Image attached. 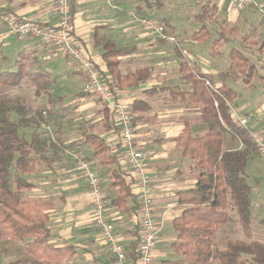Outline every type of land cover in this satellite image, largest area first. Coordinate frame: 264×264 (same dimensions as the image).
I'll return each instance as SVG.
<instances>
[{
    "label": "crops",
    "instance_id": "obj_1",
    "mask_svg": "<svg viewBox=\"0 0 264 264\" xmlns=\"http://www.w3.org/2000/svg\"><path fill=\"white\" fill-rule=\"evenodd\" d=\"M126 3L127 0H70V7L74 5L75 9L73 17L75 33L84 50L96 59L103 70L107 69L103 58L106 45L125 51L119 56V70L122 74L140 69L146 70V79L135 85L119 86L117 91L120 98L133 110L136 128L135 144L146 152L147 169L153 177V214L155 222L161 227V239L153 254L156 264H161L163 260L168 259V250L173 249L171 244L176 239V232L172 227L173 221L186 207L179 203L177 192L194 188L197 184L195 161L183 155L178 138L187 128L192 129L195 134H202L209 125L201 105L192 106L190 99L176 97L170 89L163 87H169L171 86L169 82H174V86L193 90L189 71H182L181 68V62L187 60L190 66L198 65L201 72L212 75L217 86L224 84L220 76L224 74L227 84L234 89L230 81L235 79L233 69L237 67L233 66L235 61L230 55L231 64L227 69L222 68L220 66L222 63L219 61L208 60L210 57L201 48L205 42L192 40V33L190 38L184 39L181 43L173 44L154 40L148 35L147 29L138 23L136 17L141 14L132 10L133 8L126 9ZM55 5L56 0H0V12L16 14L39 22L54 23L56 22ZM1 13L0 32L5 29L3 34L5 33L6 40H14L18 42L17 44L23 43V47L16 49V53H30L35 58V67L38 66V70H45L51 74L54 96L62 99L57 94V89L65 90L71 84L81 89L79 96L82 97L83 102L88 96L83 93L85 78L78 62L55 46L45 45L34 39L23 41L15 39L1 20ZM132 13L137 16L134 17ZM218 38H220L219 34L213 39L215 50V43H220V40L217 41ZM250 80L246 83L250 84ZM180 82L187 85L184 84L185 86L182 87ZM234 90L237 92L236 89ZM166 92L169 93L168 99L164 96ZM237 94V98L232 99L234 105L251 118L252 127L264 130L262 128L264 127V108L251 110L250 104L239 103L241 97L239 92ZM89 105L88 112H91L92 126L100 129L86 132L79 129L80 136L84 140L81 144L86 146L87 158L101 178L102 188L106 194L107 214L114 224L115 233L122 239L130 253L139 233L136 217L138 190L134 184L136 181L120 159L119 162L111 163V157L115 151L114 147L107 145V142L109 150L104 154H95V146L87 141L84 134H96L105 140H113L117 132L113 126V119L107 116L106 106L102 101L95 98ZM89 105L82 106L81 109ZM220 122L223 124L221 118ZM223 147L224 149L242 148V143L233 139L230 134H226ZM70 151L74 150L66 149L65 154L56 153V159H52L50 167L39 171L43 180L38 186V196H32V198L38 200L48 198L53 201L54 207L49 211V226L52 232L50 243L56 248L71 246L73 251L58 261L35 257L33 262L36 264H99V262L118 264L95 226L92 216L93 195L85 186L86 182L84 183L78 175L74 164L71 163L68 156ZM247 168L249 173L254 171L250 175L256 179L258 186L264 187V160L254 154ZM118 175H121L130 186L131 194L125 201H115L120 196L119 185L115 184ZM52 186H54L55 194L51 190ZM31 189L37 188L33 185ZM255 194L257 207L261 208L260 202L264 207V193L257 190ZM56 195H59V205H55L56 198L53 196ZM227 211L231 217L233 214L238 216L232 206L228 207ZM232 221L233 219L220 226L217 232L234 233L236 230L232 228ZM25 251L27 252L26 249ZM160 257L162 261L159 260Z\"/></svg>",
    "mask_w": 264,
    "mask_h": 264
},
{
    "label": "trees",
    "instance_id": "obj_2",
    "mask_svg": "<svg viewBox=\"0 0 264 264\" xmlns=\"http://www.w3.org/2000/svg\"><path fill=\"white\" fill-rule=\"evenodd\" d=\"M137 4L136 11L146 17V12L154 6L161 7L163 0H130ZM217 8V6L215 5ZM74 5L71 13L74 17ZM146 14V15H144ZM202 22L198 30L192 32L191 39L207 42L218 33L226 39L223 32L203 24L205 12H198ZM226 20V19H225ZM226 22H228L226 20ZM165 32H168L164 26ZM171 33V32H168ZM162 41L163 40H159ZM125 53L106 45L103 53L107 69L98 64L103 78L114 90L119 86L135 85L147 78L146 70L122 74L119 70V56ZM230 57L236 62L233 66L243 72L244 81H249L257 72V67L242 51L234 49ZM8 56L0 50V86L21 87L28 79L35 88L37 96L47 95L52 103L60 102L52 92L53 78L45 70L34 69L35 58L21 52L19 57L8 61ZM6 60V61H4ZM31 61L33 66H29ZM182 71H189L193 90H184L179 86L163 88L175 89L174 96L190 99L192 106L201 105L204 117L209 125L202 134H195L187 128L178 138V143L184 156L195 161L197 184L194 188L177 192L181 205H186L182 214L175 218L172 224L176 239L171 246L177 256L165 259L162 264H264V241L260 240H229L224 249L215 245L217 229L230 222L232 217L227 208L236 210L239 221L246 232L251 231L253 186L246 177L249 161L257 148L249 136L248 130L237 125L226 99L235 100L237 92L226 82L224 74L221 78L224 84L217 86L214 77L201 72L198 65L190 66L187 60L181 62ZM219 76V77H220ZM209 81L210 85H206ZM87 94V92H83ZM218 102V107L215 102ZM46 107H37L33 115H29V107L20 96L0 95V229L14 240L23 242L27 251L37 258L49 261L70 255L72 247L56 248L50 243L51 229L49 226V211L54 207L51 200H36L25 196V189H31L33 183L28 179L44 168L50 167L52 160L48 155L49 148L57 153L59 141H54L50 135L35 132L31 138L24 135V129H38L44 122H50L52 112ZM107 116L113 119V113L106 107ZM49 112L45 118L43 112ZM132 115H134L131 109ZM220 117L223 124L220 122ZM135 124V118L133 117ZM114 126V122H113ZM226 134L242 143V148L224 149ZM87 141L95 146V154H104L109 148L106 140L96 134L85 133ZM111 163L119 162V150L113 152ZM120 196L115 201H125L130 196V186L121 175L117 176ZM3 234V233H2ZM138 238L131 247L130 258L136 259Z\"/></svg>",
    "mask_w": 264,
    "mask_h": 264
},
{
    "label": "rangeland",
    "instance_id": "obj_3",
    "mask_svg": "<svg viewBox=\"0 0 264 264\" xmlns=\"http://www.w3.org/2000/svg\"><path fill=\"white\" fill-rule=\"evenodd\" d=\"M255 1L259 7L247 6L244 10H237L232 6L233 0H163L160 8L154 6L149 9L146 14H149L148 16L155 18L159 24H162L165 26V28H167L168 32L174 34L177 38L176 43H181L184 39L190 38L192 30H196L201 27L202 22L199 20L197 14L198 12H205L206 19L203 24H206V26L210 27L212 32L214 31V28L218 29L219 32H223L224 36L227 37V40L221 38L220 43H215L216 50L213 47V39L216 35H218L216 33H214V36H212L209 41L201 45L202 50L210 57L208 60L211 59L213 62L219 61L222 63L220 66L227 69L231 64L229 58L230 53L233 52L234 49H239L246 56H248V58H250L252 63L254 62L255 64L256 62L255 65L257 67V72L255 76L251 78L250 84L244 81L243 72H241L239 68L233 69V76L237 80L232 79L230 81L231 86L240 94L241 99H239V103L250 104L252 110L256 108H264V16L259 10V8H264V0ZM126 4V9L128 10L130 8H133L132 10H136V7L138 6L137 4H133L130 0H127ZM130 12L131 11H129V13ZM5 13L7 12H2L1 17ZM225 19H228V22H226ZM1 20H3V18ZM186 29L188 31H186ZM174 30L178 32V34ZM3 32H5V29L0 32V50L3 49L2 51H5L9 58L8 61H13L19 57L21 52L16 53V49L23 47V43L17 44L18 42L14 40H6L7 38ZM236 61L237 59H235V62ZM29 62V66H33V63L31 61ZM33 68L37 69L38 66L35 67L34 65ZM173 83L174 82H169L171 86H174ZM179 84H181L180 86L182 87L187 85L184 82H180ZM57 90V94H59L62 99L60 102L52 103L47 95L37 96L35 94V88L28 79H25V81L22 82L21 87L0 86V95L22 97L29 107V115H33L39 106L46 107L45 109L52 112L50 122H44L40 128L35 130L29 128L24 129V135L27 138H31L35 132L50 135L54 138L55 142V139H57V142H60L58 144L59 149L57 154H65L64 151L66 149L74 150V152L80 157L88 159L86 154V146L81 144L84 140L80 136L81 132L79 129L85 132L89 130L97 131L100 129L97 128V126H92L93 119L91 112H88L90 107L89 104L92 99H95V97L87 94L88 97H86V99L82 102L81 100L83 99L81 96H79L81 89H78L71 84H69L65 90ZM170 91L172 93H176L175 89H170ZM164 96L168 99L169 93L166 92ZM86 105L89 106L85 107V109H81L82 106ZM44 117H48L49 119V112H47V115ZM47 126H50L51 131L47 129ZM54 151V148H49L48 150V155L51 157V160L56 159ZM70 152L68 156L71 160V163L74 164V159ZM74 168L85 183L81 171L75 165ZM43 169L44 167L42 165L39 171ZM39 171L27 176L30 182H32L37 188L36 190L25 189L24 194L28 198H32V196H38V186L43 180ZM251 173H254V171H251ZM251 173H249L247 168L246 177L249 183L253 186V191L251 194V213L253 218L251 231L249 233L246 232L243 225L239 221L238 216L233 214V221L231 225H233L232 228H234L236 231L229 234H222L219 231L216 233L215 245L219 249H224L227 241L230 239L264 241V207H262V202H260L261 208L257 207L255 199V192L260 190L264 193V187L258 186L256 179L251 176ZM51 181L55 183V181ZM85 186L89 190L86 183ZM255 189L256 191H254ZM51 190L54 192V186H52ZM58 196L59 195L53 196L56 198L55 205H59ZM46 200H48V198ZM23 244V242L9 237L0 229V264H36L33 262V258H35V256L29 251L26 252V246ZM168 251L167 258H176L177 254L174 249H169ZM159 260L162 261L161 257ZM99 264L103 263L99 262Z\"/></svg>",
    "mask_w": 264,
    "mask_h": 264
},
{
    "label": "built area",
    "instance_id": "obj_4",
    "mask_svg": "<svg viewBox=\"0 0 264 264\" xmlns=\"http://www.w3.org/2000/svg\"><path fill=\"white\" fill-rule=\"evenodd\" d=\"M232 6L237 10H244L247 6L259 7L255 0H233ZM55 9L56 22L54 23L25 19L8 12L2 18L9 34L15 39L19 41L34 39L45 45L55 46L78 62L85 78L84 91L102 101L113 113L117 135L115 139L106 140V142L109 147H114L115 152L119 150V159L128 168L133 180L135 179V188L138 190L136 217L139 241L136 259L130 258L127 246L115 233L114 224L107 214V200L101 178L93 168L92 162L80 157L74 151L70 154L73 156L74 165L81 171L93 195L92 216L95 226L117 263L156 264L153 252L161 239V227L155 222L153 214V177L147 169L146 152L135 144L136 128L130 106L120 98L118 91L104 80L96 59L84 50L75 33L70 0H56ZM259 10L264 16V8ZM132 15L136 17L134 13ZM148 15L136 17L138 23L147 29L148 35L156 41L163 40L175 44L176 36L165 32L163 25ZM206 83L210 85L209 81ZM226 105L237 125L248 130L257 148L258 156L264 160V130L252 127L251 118L240 111L232 99H226ZM215 106L218 107L217 101ZM43 115L46 116L47 112L44 111ZM47 129L51 131L50 126H47Z\"/></svg>",
    "mask_w": 264,
    "mask_h": 264
}]
</instances>
